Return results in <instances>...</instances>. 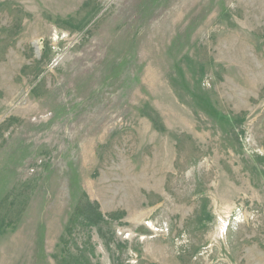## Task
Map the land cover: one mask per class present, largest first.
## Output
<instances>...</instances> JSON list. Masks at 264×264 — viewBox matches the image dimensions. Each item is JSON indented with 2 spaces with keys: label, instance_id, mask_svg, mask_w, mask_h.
<instances>
[{
  "label": "rangeland",
  "instance_id": "374dc122",
  "mask_svg": "<svg viewBox=\"0 0 264 264\" xmlns=\"http://www.w3.org/2000/svg\"><path fill=\"white\" fill-rule=\"evenodd\" d=\"M0 264H264V0H0Z\"/></svg>",
  "mask_w": 264,
  "mask_h": 264
}]
</instances>
